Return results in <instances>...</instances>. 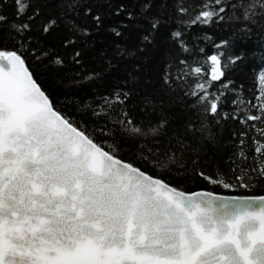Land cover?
Returning a JSON list of instances; mask_svg holds the SVG:
<instances>
[{
	"label": "snow or ice",
	"instance_id": "1",
	"mask_svg": "<svg viewBox=\"0 0 264 264\" xmlns=\"http://www.w3.org/2000/svg\"><path fill=\"white\" fill-rule=\"evenodd\" d=\"M0 264H264V0H0Z\"/></svg>",
	"mask_w": 264,
	"mask_h": 264
},
{
	"label": "trees",
	"instance_id": "2",
	"mask_svg": "<svg viewBox=\"0 0 264 264\" xmlns=\"http://www.w3.org/2000/svg\"><path fill=\"white\" fill-rule=\"evenodd\" d=\"M212 30H215V29H212ZM250 39H251V45L250 46L255 47L258 44V41L260 39L259 34L254 31L252 33ZM248 63H250L252 65H258V64H260V59H259L258 56H256V57H250ZM258 70L259 69H255V68L248 69V70H246V72L248 74L245 75V76H239V74H237L238 75V82L239 81H242L244 83V86H245L246 89L247 88H250L252 86L251 72L252 71H258ZM224 141L225 142H230V137H229V133H228L227 130H225V133H224ZM228 152H229V148L224 147L223 144H222V146H221V148L219 150V159L225 160L227 158Z\"/></svg>",
	"mask_w": 264,
	"mask_h": 264
}]
</instances>
